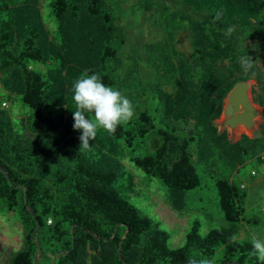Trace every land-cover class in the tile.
I'll list each match as a JSON object with an SVG mask.
<instances>
[{
	"label": "trees",
	"instance_id": "trees-1",
	"mask_svg": "<svg viewBox=\"0 0 264 264\" xmlns=\"http://www.w3.org/2000/svg\"><path fill=\"white\" fill-rule=\"evenodd\" d=\"M137 9L152 13L164 37L126 55L122 2L0 0V96L30 109L0 110V213L12 214L25 239L10 264L37 256V264H82L77 232L115 249L118 264H188L193 254L213 264H264L252 241L238 237L249 196L233 179L264 153V0H137ZM218 10L224 15L215 20ZM183 32L189 54L178 47ZM247 54L255 67L245 73L239 59ZM85 71L121 90L136 115L115 133L98 130L80 150L73 85ZM251 81L263 108L260 136L233 142L217 122L234 87ZM200 168L233 227L203 235L195 220L172 249L170 233L132 200L146 180H158L166 205L185 219L189 195L202 187Z\"/></svg>",
	"mask_w": 264,
	"mask_h": 264
},
{
	"label": "rangeland",
	"instance_id": "rangeland-1",
	"mask_svg": "<svg viewBox=\"0 0 264 264\" xmlns=\"http://www.w3.org/2000/svg\"><path fill=\"white\" fill-rule=\"evenodd\" d=\"M113 1V0H112ZM122 2L123 8V20L122 24L127 26L129 31L128 43L125 47L124 53L131 55L134 49L142 51L143 46L148 43L157 42L164 37L162 29L155 25L156 20L152 13L144 14L137 9V0H117ZM115 5H118L114 3ZM46 17L53 25V20L48 17L49 11L45 10ZM178 47L186 53L191 52V45L188 34L183 32L178 35ZM147 75V74H146ZM254 85V81L250 82V86ZM0 95L3 97L2 90ZM250 95V93H248ZM227 104V103H226ZM253 108H258L257 104L253 105ZM11 109L16 115L30 114V109H26L18 102L12 104ZM257 110V109H256ZM258 117H255L248 127H243L236 130V135L231 133V139L234 140L239 134H250L254 124L258 122ZM223 114L217 122L220 129L227 128V124L223 121ZM131 167V162H126ZM252 167L259 170V176L256 182L258 185L249 184V188L246 190L250 198V205L253 207L260 224L255 226L250 224L251 229H243L239 232L238 237L243 240L253 241L254 238L264 240V166H259L256 161L247 163L246 167H242L241 170L246 172L244 178H248L247 173L251 172ZM199 169L202 178L201 189L193 191L189 201L190 214L185 219H179L177 214L174 213L165 203L167 189L158 180L147 181L145 184V191L142 197L133 198L132 203L140 208L145 214L158 221L162 228L165 229L171 235L169 246L172 249H178L185 244L186 234L190 231L193 222L199 220L201 223V233L207 234L210 230L215 228L233 227L232 224L226 222L221 215V211L218 207V197L215 189V181L210 175H205L202 170ZM135 173L139 177H143L140 171ZM249 174V173H248ZM234 181L238 183L236 174L233 177ZM254 180L251 183H256ZM198 209H202L200 213ZM249 226V225H248ZM252 230V231H249ZM80 239V245L78 248V262L82 264H118L116 259V250L111 249L110 246L105 248L102 242L93 238L91 240L86 239L83 233L77 232ZM25 244L23 235V227L17 222V220L8 213H0V264H10L13 254L20 251ZM79 259V260H78ZM41 264L46 263V258L42 257Z\"/></svg>",
	"mask_w": 264,
	"mask_h": 264
},
{
	"label": "clouds",
	"instance_id": "clouds-1",
	"mask_svg": "<svg viewBox=\"0 0 264 264\" xmlns=\"http://www.w3.org/2000/svg\"><path fill=\"white\" fill-rule=\"evenodd\" d=\"M223 10L215 13V20L222 19ZM234 28H229L231 33ZM241 67L248 73L255 67L251 56L244 55L239 59ZM255 75V72H252ZM73 100L75 130L82 132L80 136V150L90 148V141H94L98 130L103 129L115 133L117 127L130 121L135 115V105L121 90L103 82L99 73L85 71L73 85ZM235 239V238H234ZM254 252L259 260L264 261V240L254 238L252 241ZM188 264H213L208 258L196 259L195 254L189 256Z\"/></svg>",
	"mask_w": 264,
	"mask_h": 264
},
{
	"label": "water",
	"instance_id": "water-1",
	"mask_svg": "<svg viewBox=\"0 0 264 264\" xmlns=\"http://www.w3.org/2000/svg\"><path fill=\"white\" fill-rule=\"evenodd\" d=\"M248 93H250V95H248ZM253 105H255V103L253 102L252 88L250 86V82H241L238 83L228 95L225 101V108L223 113H232L233 115H235L234 122L236 124H243L250 127L253 119L258 116V112L256 109L253 108ZM0 171L5 172V169L0 166ZM21 187L24 188L25 191H27L26 187ZM75 228L76 225L73 227V232H75ZM41 253L42 252H40V254ZM38 257L39 256L35 257L34 264H37Z\"/></svg>",
	"mask_w": 264,
	"mask_h": 264
},
{
	"label": "crops",
	"instance_id": "crops-1",
	"mask_svg": "<svg viewBox=\"0 0 264 264\" xmlns=\"http://www.w3.org/2000/svg\"><path fill=\"white\" fill-rule=\"evenodd\" d=\"M254 85H255V82H254ZM0 91H1V86H0ZM257 106H258V108H255V109H257L258 116H259L258 117V122L256 123V125L254 124L253 129H252L250 134L242 133V134H239V136L235 137L234 140H232L231 139V133H234V132H231L229 128L228 129L227 128H223V129H226L228 131L229 138H230L231 141L237 142V141L241 140V137H242L243 134L247 135L250 138H256V137L260 136V129H261V125L263 123V117H262L263 108L261 106H259V105H257ZM234 135H236V134L234 133ZM259 159L262 161V163L258 162ZM259 159L253 160V161H256V163L259 166H264V153L261 155V157ZM248 173H247L248 178H244L246 176L245 175L246 172H243V170H241V169L236 174V179L238 180V183H239L240 187L242 188V186H244L243 189H245V190H247L249 188V184L250 185L251 184L252 185L255 184L256 186L258 185L256 180H257V177L259 176L258 175L259 174V170L256 169L255 167H252L251 172H248ZM253 173H255V174H253ZM252 180H254L256 183H251ZM245 209H246V214L244 216L245 217V221L242 222V226L243 227H242L241 230L246 229V227H247V229H251L250 228V224H254L255 226L260 224L259 218H258V213H256L255 210L253 209V207L250 205V198L249 197H248V200L246 202ZM249 231H252V230H249Z\"/></svg>",
	"mask_w": 264,
	"mask_h": 264
},
{
	"label": "bare ground",
	"instance_id": "bare-ground-1",
	"mask_svg": "<svg viewBox=\"0 0 264 264\" xmlns=\"http://www.w3.org/2000/svg\"><path fill=\"white\" fill-rule=\"evenodd\" d=\"M234 116L235 115H233L232 113H230V114L223 113V120L222 121L227 124V127L230 129V131L236 133V130L243 127V124H236L234 122Z\"/></svg>",
	"mask_w": 264,
	"mask_h": 264
},
{
	"label": "built area",
	"instance_id": "built-area-1",
	"mask_svg": "<svg viewBox=\"0 0 264 264\" xmlns=\"http://www.w3.org/2000/svg\"><path fill=\"white\" fill-rule=\"evenodd\" d=\"M0 86H1V84H0ZM10 107H11V103L8 100H5L4 98H2L0 96V110H7V109H10ZM253 174H255V173H253ZM243 188H244V186H242V189Z\"/></svg>",
	"mask_w": 264,
	"mask_h": 264
}]
</instances>
